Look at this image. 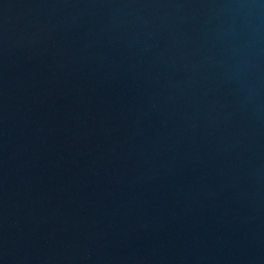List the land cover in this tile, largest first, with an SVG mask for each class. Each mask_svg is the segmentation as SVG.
I'll use <instances>...</instances> for the list:
<instances>
[{
  "label": "water",
  "instance_id": "obj_1",
  "mask_svg": "<svg viewBox=\"0 0 264 264\" xmlns=\"http://www.w3.org/2000/svg\"><path fill=\"white\" fill-rule=\"evenodd\" d=\"M0 264H264V0H0Z\"/></svg>",
  "mask_w": 264,
  "mask_h": 264
}]
</instances>
